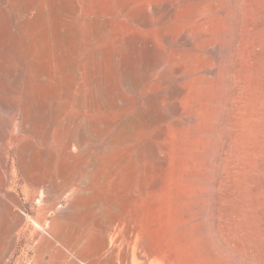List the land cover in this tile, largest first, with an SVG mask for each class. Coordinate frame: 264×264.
I'll return each instance as SVG.
<instances>
[{
  "label": "rangeland",
  "instance_id": "obj_1",
  "mask_svg": "<svg viewBox=\"0 0 264 264\" xmlns=\"http://www.w3.org/2000/svg\"><path fill=\"white\" fill-rule=\"evenodd\" d=\"M264 264V0H0V264Z\"/></svg>",
  "mask_w": 264,
  "mask_h": 264
},
{
  "label": "built area",
  "instance_id": "obj_2",
  "mask_svg": "<svg viewBox=\"0 0 264 264\" xmlns=\"http://www.w3.org/2000/svg\"><path fill=\"white\" fill-rule=\"evenodd\" d=\"M26 264H33V263H32V261H28V262H26Z\"/></svg>",
  "mask_w": 264,
  "mask_h": 264
}]
</instances>
